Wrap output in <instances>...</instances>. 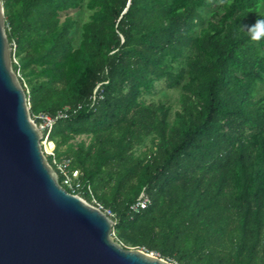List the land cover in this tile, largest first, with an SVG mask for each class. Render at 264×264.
<instances>
[{"label":"trees","instance_id":"1","mask_svg":"<svg viewBox=\"0 0 264 264\" xmlns=\"http://www.w3.org/2000/svg\"><path fill=\"white\" fill-rule=\"evenodd\" d=\"M2 1L31 113L64 110L56 155L116 213V239L177 264H264V0L208 17L218 0H88L78 46L68 12L85 0ZM161 79L182 88L173 122L143 97Z\"/></svg>","mask_w":264,"mask_h":264},{"label":"water","instance_id":"2","mask_svg":"<svg viewBox=\"0 0 264 264\" xmlns=\"http://www.w3.org/2000/svg\"><path fill=\"white\" fill-rule=\"evenodd\" d=\"M43 137L0 0V264H177L116 239L114 219L60 183Z\"/></svg>","mask_w":264,"mask_h":264},{"label":"built area","instance_id":"3","mask_svg":"<svg viewBox=\"0 0 264 264\" xmlns=\"http://www.w3.org/2000/svg\"><path fill=\"white\" fill-rule=\"evenodd\" d=\"M15 49H16V43H12V52H13V61L18 62L17 57H15ZM18 76L21 77L20 71L17 72ZM98 89V87H97ZM95 90V93L97 91ZM102 97V95H100ZM97 95H93V100H96ZM29 108H31V103L29 102ZM69 109V106L65 108L67 111ZM66 113L64 110H61L57 113L56 116H52L50 114L41 112L37 114H33L32 118H36L38 120V124L43 131L44 137L41 140V144L43 147L44 153L51 157L52 161H50L51 165L55 168L59 175V181L60 183L71 193L76 194L86 201L90 202L91 204L97 206L98 208L102 209L106 214H108L110 217L114 218L116 216V213L109 207H106L103 203H101L95 196L93 188L91 184L85 182L82 178V171L81 169L73 166V159L71 157H64L62 159H59L56 155V144L54 141L50 140V132L52 130L53 125L55 124L56 120L59 117L65 116ZM44 142H52L54 145L50 147V150L48 151L46 149V144ZM86 193H89L92 197L91 200H87L84 195ZM151 202L150 197L143 192L134 202L130 203V210L132 212H138L143 208H146ZM113 235L116 236V232L113 229Z\"/></svg>","mask_w":264,"mask_h":264},{"label":"rangeland","instance_id":"4","mask_svg":"<svg viewBox=\"0 0 264 264\" xmlns=\"http://www.w3.org/2000/svg\"><path fill=\"white\" fill-rule=\"evenodd\" d=\"M87 1L88 0H85L84 6L81 9L70 10L68 12L70 15L74 16L78 20V24L72 30V35L74 36V39H75L74 43L76 46L79 45V42L81 40V25L84 21H86L89 18L92 12L85 5ZM218 4H219L218 6H209V7L203 8L202 11L204 15L208 17L212 13H215L214 16H216L218 13H222V7L220 5V0H218ZM61 16H62V19H64L66 16V13H62ZM200 27L201 26L198 27V30L200 29ZM184 65H185V60H183L182 62L175 63L176 69ZM181 93H182V88L180 86L169 88L167 87L165 80L161 79V80L156 81L154 89L151 92H146L143 95V97L147 101L165 102L168 105H170L172 108H171L169 120L170 122H173L174 117H175V112L181 109V103H180ZM262 94H264V85H261V88H260L259 93L257 94V97L261 96ZM151 137L152 136H148L142 145H139L136 147L137 155L142 154V152L146 150L147 147H153L152 145L153 142L151 140ZM124 246L129 247V248L134 247L130 243H124Z\"/></svg>","mask_w":264,"mask_h":264},{"label":"clouds","instance_id":"5","mask_svg":"<svg viewBox=\"0 0 264 264\" xmlns=\"http://www.w3.org/2000/svg\"><path fill=\"white\" fill-rule=\"evenodd\" d=\"M253 38H258L261 33H264V20H258L257 24L251 29Z\"/></svg>","mask_w":264,"mask_h":264},{"label":"bare ground","instance_id":"6","mask_svg":"<svg viewBox=\"0 0 264 264\" xmlns=\"http://www.w3.org/2000/svg\"><path fill=\"white\" fill-rule=\"evenodd\" d=\"M44 144H46V149L49 151L50 148L48 147L47 142H44Z\"/></svg>","mask_w":264,"mask_h":264}]
</instances>
